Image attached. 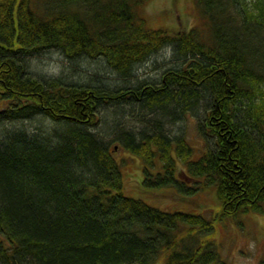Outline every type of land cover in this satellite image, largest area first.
<instances>
[{"label": "trees", "instance_id": "obj_1", "mask_svg": "<svg viewBox=\"0 0 264 264\" xmlns=\"http://www.w3.org/2000/svg\"><path fill=\"white\" fill-rule=\"evenodd\" d=\"M151 1L0 0V264H226L207 245L214 225L264 214V0H193L200 26L175 35L150 27ZM165 48L180 63L158 84L124 89L45 81L28 62L51 50L70 61L103 58L128 80ZM129 104L165 119L202 114V153L161 120L152 130L113 121L94 132L105 108ZM36 117L55 129L30 136L4 127ZM109 136L142 159L143 187L191 199L196 182L212 186L222 208L215 219L124 193Z\"/></svg>", "mask_w": 264, "mask_h": 264}, {"label": "rangeland", "instance_id": "obj_2", "mask_svg": "<svg viewBox=\"0 0 264 264\" xmlns=\"http://www.w3.org/2000/svg\"><path fill=\"white\" fill-rule=\"evenodd\" d=\"M144 17L150 27L165 29L171 35L178 32L190 31L200 26V21L191 13L193 0H152L146 5ZM31 73L45 81L53 78H63L66 81H74L79 84L102 83L112 89H124L134 87L138 83L158 84L162 75L170 68L177 66L180 61L175 56L173 48H165L150 57L145 63L136 67L131 79L125 80L109 69L103 58L89 59L81 58L70 61L60 51L51 50L28 58ZM4 106L0 105V110ZM121 111H123L121 113ZM121 113V114H120ZM183 115L181 119L162 118L159 112L145 109L142 104H129L122 110L114 107L105 108L103 118L94 132L100 133L105 129L107 123L119 121L123 128L140 132L146 128H155L156 121H164V132L171 137L183 136L193 146L196 157L200 150L204 149V142L198 131V121L201 115ZM152 124V125H151ZM7 129L24 131L28 135L37 132H46L47 129H55V125L41 117L33 121H17L12 125L5 124ZM4 129V128H3ZM42 129V130H41ZM108 130V129H107ZM3 132V131H1ZM108 139L110 149L117 154L118 162L124 174V190L128 196L142 198L150 205L163 211L190 212L211 222L215 219L214 214L221 208V202L216 196L212 186L205 189L204 182H196L197 193L194 197H185L178 194L173 188L164 187L150 189L143 187L144 163L142 159L133 156L124 150L123 146L114 141L111 136ZM190 183H193L191 180ZM202 214V215H201ZM214 232L199 233L198 239L208 235V246L218 247L220 257L226 264H260L264 260V214H240L232 219L217 222ZM185 227V226H183ZM193 233V231H192ZM194 236L192 240H194ZM160 264V263H158Z\"/></svg>", "mask_w": 264, "mask_h": 264}]
</instances>
